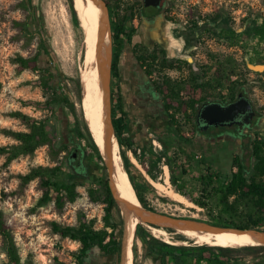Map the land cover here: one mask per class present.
Segmentation results:
<instances>
[{"label": "rangeland", "instance_id": "1", "mask_svg": "<svg viewBox=\"0 0 264 264\" xmlns=\"http://www.w3.org/2000/svg\"><path fill=\"white\" fill-rule=\"evenodd\" d=\"M168 2L177 32L185 42L182 54H185L187 59L185 63L169 65V69L164 71L173 85L175 106H180L176 108V119L179 121L181 114L187 110L186 101L190 96L198 97L202 91L216 90L218 87L225 92L227 89L244 85L257 105L264 109V61L247 52L245 45L241 44L237 36L252 27L255 21L260 20L257 16L264 14V3L261 0H168ZM75 13L73 0H0V146L17 143L6 131H28L24 120L13 116L15 112L37 121H44L50 139L54 144L58 142L57 129L60 124L54 117L56 104L51 101L52 90L43 89L36 83L39 77L46 75V71L24 69L17 73L16 64L13 62L17 55L30 57L41 48L40 37L25 31L26 23L28 25L32 21L31 16L34 14L38 32L48 51L41 63L47 65L53 72L54 86L73 104L74 110L66 106V116L70 125L80 128L82 133L80 140L88 150L91 165L89 178L76 176L74 179L78 182L76 190L79 196L76 200L66 201L58 208L54 204L52 191L49 192L48 199L41 200V196L47 190L41 185V179L50 178L52 169L59 167L56 179L61 182L69 180L71 170L62 158L60 146L44 144L32 154L19 155L7 163L6 155H0V208L4 212L6 223L18 248L20 264H74L79 242L69 237H61L54 232L53 223L60 226H77L79 216L84 215L86 221L92 222L94 229L105 230L108 233L111 230L104 224V191L102 185L97 182L107 179V169L83 110L82 47L86 49V42L84 31L79 26ZM217 16L218 20L212 21ZM230 31H234L235 35ZM92 123L91 114L90 124L93 131ZM179 134L177 129L175 150L170 152V158L167 159L166 155V159L160 158L153 169L161 173L160 166L169 161L170 173L174 175L175 180L181 181L179 185L181 189L188 197L197 200L194 202L186 197L199 208L198 219L221 226L227 221L230 224L227 226L237 227L234 226L237 220L233 215L226 218L220 212L219 187L230 177H220L215 186L213 188L211 186L209 195L203 196L201 192L203 170L200 161L195 154L187 156L179 149ZM261 137L263 147L261 153H264V132ZM119 151L121 150L118 143V153ZM160 151L156 147L154 153L163 156L164 153ZM122 163L126 170L123 160ZM37 169H40V175L25 182L23 177ZM260 178L256 177V181ZM262 179L264 180V177ZM146 183L150 189L144 190L141 195L149 208L184 216L195 211L194 208H186L162 194L159 195L148 179ZM169 185L177 191L171 182ZM90 190H93L92 195L94 194L97 200L90 197ZM134 192L136 195L135 189ZM136 197L138 199L137 195ZM202 197H205V200ZM233 198L234 196H229L228 201H232ZM198 201H203L204 206L198 204ZM177 206L185 208L187 210L185 214L180 213ZM235 207L236 217L240 221L245 219L247 208L254 211L251 204L246 207L243 201L237 202ZM114 218L119 223L116 227L119 235L122 226L120 212L119 214L114 212ZM136 228L129 264H154L151 259L140 257L143 246L140 238L136 236ZM250 228L264 230V226ZM144 230L152 236L145 228ZM200 246L206 245H183L185 248L177 251H181L184 256L194 261L192 264L225 261L231 264H264V248H224L227 250L222 253L224 257H221L217 253L200 249ZM94 249L93 264H118L116 255H104L99 253L96 247ZM217 249L221 247H213V250ZM203 254L209 258L199 259ZM87 259L89 257L85 260ZM6 261L0 237V264H5Z\"/></svg>", "mask_w": 264, "mask_h": 264}, {"label": "flooded vegetation", "instance_id": "2", "mask_svg": "<svg viewBox=\"0 0 264 264\" xmlns=\"http://www.w3.org/2000/svg\"><path fill=\"white\" fill-rule=\"evenodd\" d=\"M104 1L112 34L111 122L114 132L121 129L119 154L124 162L127 159L131 164L126 168L136 195L139 194L143 200L141 194L150 189L147 177L162 179L163 169L161 173L153 169L157 160L154 152L157 147L164 153L161 158L166 159V155L169 159L170 152L175 150L177 129L180 133L179 149L187 156L195 154L200 161L203 196L209 195L211 186L213 188L220 177H231L240 166L250 173L255 160L254 149L264 132V109L257 105L247 87L241 85L225 92L220 87L202 91L195 97L194 106H189L178 121L173 85L164 71L169 69V65L185 63L187 59L182 54L185 42L181 40L176 22L170 15L168 0H147L148 4L145 0ZM192 99L190 96L186 102L190 103ZM237 102L240 104L238 111L219 121L225 117L219 112H225L226 107ZM206 106L210 107L203 118L200 113ZM68 128L72 137L63 128V131L57 129L62 158L77 177L89 178L88 150L69 122ZM130 157H134L138 166L131 162ZM165 164L170 183L172 173ZM175 183L180 185L181 181L175 180ZM138 201L148 207L144 200ZM141 241L143 251L140 257L149 258L154 264L194 262L181 251L149 249V238ZM92 250L94 247L89 250L83 264H93ZM210 252L222 257L226 251L217 249ZM117 257L119 260V255Z\"/></svg>", "mask_w": 264, "mask_h": 264}, {"label": "trees", "instance_id": "3", "mask_svg": "<svg viewBox=\"0 0 264 264\" xmlns=\"http://www.w3.org/2000/svg\"><path fill=\"white\" fill-rule=\"evenodd\" d=\"M264 3V0H261ZM75 11V10H74ZM76 14V13H75ZM260 20L255 21L253 26L245 29L243 32L239 33L237 36L241 44H244L247 52H251L254 54L256 59L260 61H264V14H260L257 16ZM32 21L27 25L25 31L30 35H37L39 38V42H41V48L30 57H23L21 55H17L13 62L16 64V72L20 73L24 69H31L32 71H46V75H42L36 81V83L42 87L43 89H50L53 93V99L51 100L56 104V111L54 112V117L60 123V130L62 128L65 130L67 135H71L70 130L68 128V119L66 116V106L70 110H74L73 104L70 103L53 84L54 74L50 69H48L47 65H43L41 62L44 61L45 56L48 54L46 47L43 44V39L40 33L38 32V27L35 21V15L31 16ZM34 18V19H33ZM219 16L212 19V21H217ZM231 34L235 35L234 31H230ZM119 45V44H118ZM1 86V85H0ZM195 96H192V101L188 103V107H193L195 104ZM50 102V101H49ZM179 108L180 106H175ZM13 116L21 117L28 131H6L10 136H12L17 143L11 145L0 146V155H6L5 162H10L15 159L19 155L32 154L38 147L44 144H51L52 146H59V142H54L50 139V135L48 133V127L44 121H37L33 118H29L19 112L13 113ZM75 134L77 137H81L82 133L79 127L75 126ZM115 134L118 138L119 144H121L120 136L121 129H116ZM74 137V136H73ZM264 146V145H263ZM96 150V147H94ZM263 149L262 143L256 145L254 149V164L250 170V173H247L240 166L239 170L234 173L221 187H219V203L221 214L225 215L226 218H230L232 215L236 218L237 222L234 226L239 228H250V227H261L264 226V153H261ZM150 152V151H149ZM184 153V152H183ZM151 154V153H149ZM161 154L156 155L157 160H160ZM100 158V156H99ZM155 161V162H156ZM125 167L131 166L129 161L125 159ZM167 164L170 166V162L167 161ZM127 170V168H126ZM60 171L59 167H54L51 171V177L47 179H41V185L46 187L47 190L44 191L41 196V200L45 201L49 198V192L52 191L54 193V204L61 208L66 201L73 202L79 196L78 191L76 190V186L78 184L74 179L76 175L71 171L69 175V180L66 182H61L56 179L58 172ZM129 175V172L127 170ZM40 175V169L31 171L26 174L23 179L24 181H29L30 179ZM256 177H261L259 181H256ZM130 178V176H129ZM130 181L135 188L132 179ZM98 183L102 185V189L104 191L103 202L105 203V214L103 217L104 224L107 227H110L111 230L108 233L105 230H96L94 229L91 221H86L84 215H80L78 219L77 226H60L57 223H53L54 232L58 233L61 237H69L70 239L76 240L79 242L78 253L75 257L74 264H83L84 258L87 256L90 249L93 247L99 248L100 251L105 255H119L120 250V233L117 235L116 227L119 223L114 218V212L119 214V209L109 191L107 185V179L97 180ZM171 183L175 185L176 190L187 197L188 199L195 201L188 197L184 191L181 189V186L176 185L175 177L172 174ZM93 190L89 191V195L93 200H97V197L92 195ZM138 199L142 202L143 200L137 195ZM229 196H234L232 201H228ZM244 202L246 207L251 204V209L245 212V219L240 221L236 217L237 209L235 207L237 202ZM198 204L204 206L203 201H198ZM145 206V204H143ZM225 218V217H224ZM227 220V219H225ZM224 225H230L227 221H224ZM136 236L141 240H145L147 238L150 239V248L149 249H159V250H171L177 251L182 250L185 247L183 246H175L168 243H163L158 241L156 238L149 236L144 228L137 224L136 228ZM0 237L2 239V244L5 250L7 261L5 264H20V256L18 253V248L14 242L12 233L8 224L6 223V219L4 216L3 210L0 208ZM264 247H248L247 249H259ZM200 249L204 251H211L213 247L200 246ZM219 250H227L221 248ZM209 257L206 254L200 255L199 259H208ZM65 264V263H60ZM211 264H231L227 261L225 262H211Z\"/></svg>", "mask_w": 264, "mask_h": 264}, {"label": "bare ground", "instance_id": "4", "mask_svg": "<svg viewBox=\"0 0 264 264\" xmlns=\"http://www.w3.org/2000/svg\"><path fill=\"white\" fill-rule=\"evenodd\" d=\"M73 7L76 11L79 26L84 31L87 49L86 51L85 47H82L84 69H82L81 72V81L82 87L84 88V115L89 122V130L92 132L99 150L103 152L104 146L101 143V138L107 131L108 126L101 93V81L104 67V48L101 45V15L95 4L89 0H73ZM91 114L93 118V131L90 124ZM110 141L112 143L113 164L118 186L126 196L138 203L133 186L119 156L117 142L114 137H112ZM130 160L133 164L137 165L134 157H130ZM168 176L169 172L165 167L163 168L162 182L153 180L149 177H147V179L159 195L162 194L171 201L181 204L186 208H194L195 211L190 212L188 216L200 218L198 214L199 208L169 185ZM177 209L182 214H185L187 211L180 206H177ZM137 223H139V219L133 217L130 225L125 264L130 263L131 246L134 241L133 232ZM141 225L155 238L175 246L206 245L210 247L245 249L264 244V236L263 238H258L256 235L248 233L239 234L231 231H203L193 225H152L144 221L141 222Z\"/></svg>", "mask_w": 264, "mask_h": 264}, {"label": "water", "instance_id": "5", "mask_svg": "<svg viewBox=\"0 0 264 264\" xmlns=\"http://www.w3.org/2000/svg\"><path fill=\"white\" fill-rule=\"evenodd\" d=\"M89 1L95 4L101 15V45L104 48V67H103L102 81H101V93L103 96L105 118L108 127H107V131L103 134L101 138V143L104 146V151L101 152L99 150V147L98 146L97 147L100 156L104 162V165L107 169V185L109 191L121 214L122 226H121L118 264L126 263L130 225L133 217L139 219V223H137L139 225H141V222L143 221L152 225H162V224L163 225H172V224L193 225L195 227L202 229L203 231H208V230L217 231V232L231 231L239 234H243V233L253 234L256 235L258 238H263L264 230L255 229V228L244 229L239 227H231L227 225L221 226V225L209 223L202 219L193 218L190 216L168 214V213L159 212L154 208L152 209L149 207H144L143 205H141L139 201L138 203L134 202L120 190L118 183L116 181L113 156H112V143L110 141V139L114 137L118 145V141L112 126L111 114H110V68H111V57H112L111 27H110L108 10L105 1L104 0H89ZM145 3L148 4L149 2L145 0ZM239 105L240 104L238 102L231 104L225 108V112H219V113H223L221 115H225V117L220 118L219 121H223L224 118H227L233 112L236 113L239 109ZM209 107L210 106H206L201 111L200 113L201 117L203 118L205 117V112ZM58 128L60 129V127ZM261 246H264V244ZM96 249L100 251L99 248Z\"/></svg>", "mask_w": 264, "mask_h": 264}, {"label": "built area", "instance_id": "6", "mask_svg": "<svg viewBox=\"0 0 264 264\" xmlns=\"http://www.w3.org/2000/svg\"><path fill=\"white\" fill-rule=\"evenodd\" d=\"M160 167H161L162 169L165 168V167L167 168V165H166V164H163V165H161Z\"/></svg>", "mask_w": 264, "mask_h": 264}, {"label": "crops", "instance_id": "7", "mask_svg": "<svg viewBox=\"0 0 264 264\" xmlns=\"http://www.w3.org/2000/svg\"><path fill=\"white\" fill-rule=\"evenodd\" d=\"M99 253H101V252L99 251ZM91 254H93L92 251L90 252V255H91ZM104 255H105V254H104ZM91 256H92V255H91Z\"/></svg>", "mask_w": 264, "mask_h": 264}]
</instances>
